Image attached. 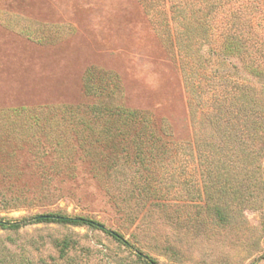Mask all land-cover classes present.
Here are the masks:
<instances>
[{
    "label": "rangeland",
    "instance_id": "1",
    "mask_svg": "<svg viewBox=\"0 0 264 264\" xmlns=\"http://www.w3.org/2000/svg\"><path fill=\"white\" fill-rule=\"evenodd\" d=\"M233 7L243 61L216 46ZM120 109L172 144L142 135V162L134 128L100 136ZM45 213L96 220L160 264H264V0H0V218ZM0 264L144 263L99 230L38 224L0 230Z\"/></svg>",
    "mask_w": 264,
    "mask_h": 264
},
{
    "label": "trees",
    "instance_id": "2",
    "mask_svg": "<svg viewBox=\"0 0 264 264\" xmlns=\"http://www.w3.org/2000/svg\"><path fill=\"white\" fill-rule=\"evenodd\" d=\"M237 1V0H236ZM243 11V7L241 8H232L231 11V19L230 22H232V26L230 27L233 32L223 34H217L219 36L218 38L221 40L218 42L220 45L216 43V46L219 47L217 50L218 52H222V55L224 57H231L233 59H240L243 61V56L246 52L249 51L250 47H252V44L249 43L248 36L245 37L244 33L240 29V25L243 22L242 16L246 15ZM218 32V30H217ZM217 39V37H216ZM215 49V51L217 52ZM214 51V52H215ZM199 74L196 76H192L191 78H187L186 86L188 90L195 96L201 98L202 95V82L203 77H205L204 73L201 72V70H198ZM200 82L197 83L198 80ZM227 94V93H226ZM220 102H224L226 97L223 95L220 97ZM203 109L201 116H203L202 119H204L205 124H207L209 121V117L211 114V111L207 106ZM68 114V121L75 122L78 121L79 117L75 116L74 112L72 110H69L67 112ZM110 122H106V127L101 131L100 136L103 135L104 138L107 140H112L116 137V134L123 133V130L121 128H126L127 126L129 128H134V131L129 130L132 132L131 143L134 145L135 149L138 151L139 158H141L142 162L146 158V154L143 152V139L142 137L145 134H149V136H156L154 141H159L162 137V142L164 147L169 148V144L171 145L172 141L168 136L167 133L163 131V129L159 128L158 125L153 121V118L150 114L142 113L138 111H131L127 109H120L116 112H109L107 114ZM113 123V125H112ZM118 126H114L115 124ZM91 130H96L91 125H88ZM143 135V136H142ZM159 135V136H158ZM122 136V135H121ZM171 137V136H170ZM145 142V141H144ZM168 151V150H167ZM92 169L96 168V165L91 166ZM219 198V197H218ZM220 202V201H219ZM214 215L218 219L219 223L227 224L229 223V216L226 212V208L223 205L220 204H214ZM38 224H57V225H66V226H72V227H88L91 229L99 230L109 237H111L113 240H115L117 243L129 248L133 249L136 252L137 258L144 264H160L155 258H153L150 255H147L142 252L139 248L135 247L128 239L124 237L119 232H116L112 229L107 228L104 224L90 219L86 217H70L68 215L60 214V213H45V214H36L28 217H23L21 219L16 220H5L0 218V230H8V231H20L21 229L32 226V225H38ZM71 241L66 240L61 245V252L64 253L65 250L70 246Z\"/></svg>",
    "mask_w": 264,
    "mask_h": 264
}]
</instances>
